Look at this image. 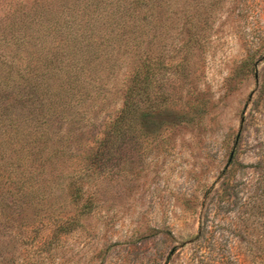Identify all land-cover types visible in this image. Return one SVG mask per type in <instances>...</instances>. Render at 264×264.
<instances>
[{"label": "rangeland", "instance_id": "1", "mask_svg": "<svg viewBox=\"0 0 264 264\" xmlns=\"http://www.w3.org/2000/svg\"><path fill=\"white\" fill-rule=\"evenodd\" d=\"M89 2L66 4H77L67 17L93 33L95 44L118 31L108 10H96L115 0ZM197 8L202 49L189 76L171 75L164 87L172 108L194 121L119 142L92 178L94 212L72 232L51 236L47 223L76 211L67 184L84 172V162L73 158L77 141L120 111L131 60L182 58L185 25ZM151 15L139 39L123 32L104 61H91L98 65L81 78L84 87L91 82L89 90H78L74 108L55 127L51 147L63 148L56 160L41 165V142L18 153L0 150V264H264V0H159ZM48 38L30 53L52 51L55 38ZM6 196L14 203L1 202Z\"/></svg>", "mask_w": 264, "mask_h": 264}, {"label": "trees", "instance_id": "2", "mask_svg": "<svg viewBox=\"0 0 264 264\" xmlns=\"http://www.w3.org/2000/svg\"><path fill=\"white\" fill-rule=\"evenodd\" d=\"M71 1L0 0V66L3 73L0 79V150L5 153L8 149H15L18 153L26 149L23 146L26 143L33 150L41 142V165L46 167L63 152L60 146L51 147L54 136H57L54 130L59 127L58 120H64L66 113L74 108L78 90H89L91 82L88 81L84 87L81 78L85 71L92 73L98 65H92L93 59L100 62L123 32L130 33L135 39L146 33L151 24V13L159 2L115 0L111 6H106L108 2L96 5L97 11L108 10L111 13V22H117L118 31L101 35L102 41L93 44V33L78 30L74 20L67 17L71 15L69 10H75L72 6L77 5L66 6ZM60 7L59 17L63 22L58 20ZM193 13L190 16L193 23L185 25L187 35L180 42L182 58L168 62L165 56L147 54L139 62L131 60L122 108L112 119L97 126L95 133L83 139L85 142L77 141L78 148L73 158L84 162V172L80 177L73 174L67 184L76 211L65 218H52L47 223L51 236L72 232L82 217L94 212L98 200L91 185L92 178L108 165L110 153L120 146L119 142H134L141 137L162 134L172 126L194 121V118L172 108L171 95L164 88L171 75L177 74L182 79L189 76L197 53L204 44L201 39L204 26L197 24L203 22L202 12L197 8ZM48 37L55 38L52 51L46 52L47 46H44L30 53L29 46L38 47L37 44L46 43L44 41ZM33 55H38L41 62L38 68L31 64ZM49 81L53 83L49 84ZM194 112L197 122L201 123L204 109L198 105ZM34 173V168L30 169L29 177L32 178ZM21 182L19 178L9 186L7 193H15L13 187L21 185ZM9 199L8 196L3 197L1 202L9 206L14 203L12 197Z\"/></svg>", "mask_w": 264, "mask_h": 264}, {"label": "water", "instance_id": "3", "mask_svg": "<svg viewBox=\"0 0 264 264\" xmlns=\"http://www.w3.org/2000/svg\"><path fill=\"white\" fill-rule=\"evenodd\" d=\"M243 123H244V120H242V124H243ZM240 136H241V130H240L239 133H238L237 140H236V144L238 143V141H239V139H240ZM234 153H235V152H233V153L231 154V159H230V161H232V158L234 157ZM175 252H176V250H173V251L171 252L170 256H173V255L175 254Z\"/></svg>", "mask_w": 264, "mask_h": 264}]
</instances>
